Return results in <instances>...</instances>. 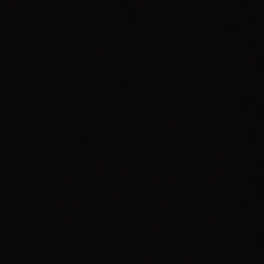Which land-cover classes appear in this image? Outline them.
I'll return each instance as SVG.
<instances>
[{
    "label": "water",
    "instance_id": "water-1",
    "mask_svg": "<svg viewBox=\"0 0 264 264\" xmlns=\"http://www.w3.org/2000/svg\"><path fill=\"white\" fill-rule=\"evenodd\" d=\"M0 264H264V0H0Z\"/></svg>",
    "mask_w": 264,
    "mask_h": 264
}]
</instances>
